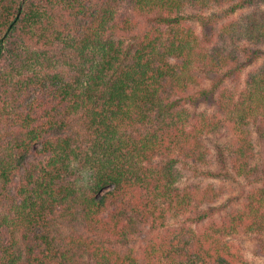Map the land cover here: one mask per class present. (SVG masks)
<instances>
[{"label": "trees", "instance_id": "16d2710c", "mask_svg": "<svg viewBox=\"0 0 264 264\" xmlns=\"http://www.w3.org/2000/svg\"><path fill=\"white\" fill-rule=\"evenodd\" d=\"M263 58L264 0H0V264H252Z\"/></svg>", "mask_w": 264, "mask_h": 264}, {"label": "rangeland", "instance_id": "374dc122", "mask_svg": "<svg viewBox=\"0 0 264 264\" xmlns=\"http://www.w3.org/2000/svg\"><path fill=\"white\" fill-rule=\"evenodd\" d=\"M244 47L249 48L253 46H251L248 41H245ZM259 65L261 66L264 65V58L261 59V61H259ZM256 69H257V65L254 66V70ZM244 77H245V73L242 74L239 78H236V77H235L236 79L231 78L229 82L232 83L233 85H237L239 81L243 80ZM207 106H209V108L212 109L211 105H207ZM207 106L205 105L204 108L207 109L208 108ZM258 149L262 150V148L260 147H258ZM260 162L264 165V157H260ZM189 179L191 180V182L197 181V179L195 177H191V175ZM220 185L227 188V195L224 197L225 200H227V202L223 203L225 205V208H229V206L234 204L237 201V199H239L236 197L233 198L231 195H236L240 192L238 196H242L244 193H246L251 188L249 183L248 182L246 183L243 180L241 181L225 180L224 182H221ZM234 243L236 247L240 250V252L244 255V257L247 260H249L252 264H264V252L262 251V247H261L262 244L256 235H242L236 238L234 240Z\"/></svg>", "mask_w": 264, "mask_h": 264}]
</instances>
